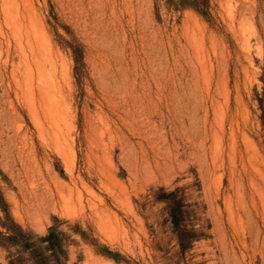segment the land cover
<instances>
[{
	"label": "rangeland",
	"instance_id": "rangeland-1",
	"mask_svg": "<svg viewBox=\"0 0 264 264\" xmlns=\"http://www.w3.org/2000/svg\"><path fill=\"white\" fill-rule=\"evenodd\" d=\"M0 264H264V0H0Z\"/></svg>",
	"mask_w": 264,
	"mask_h": 264
},
{
	"label": "trees",
	"instance_id": "trees-1",
	"mask_svg": "<svg viewBox=\"0 0 264 264\" xmlns=\"http://www.w3.org/2000/svg\"><path fill=\"white\" fill-rule=\"evenodd\" d=\"M174 220H175V218H174ZM174 222L177 223L176 221H174ZM46 241L50 243L49 244V247H52L53 248V244H51L50 236L47 238Z\"/></svg>",
	"mask_w": 264,
	"mask_h": 264
},
{
	"label": "bare ground",
	"instance_id": "bare-ground-1",
	"mask_svg": "<svg viewBox=\"0 0 264 264\" xmlns=\"http://www.w3.org/2000/svg\"><path fill=\"white\" fill-rule=\"evenodd\" d=\"M147 165H148V164H147ZM147 165H146V166H147Z\"/></svg>",
	"mask_w": 264,
	"mask_h": 264
}]
</instances>
